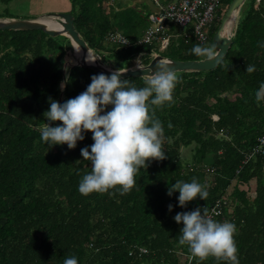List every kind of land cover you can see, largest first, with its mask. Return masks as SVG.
I'll use <instances>...</instances> for the list:
<instances>
[{"label":"trees","instance_id":"obj_1","mask_svg":"<svg viewBox=\"0 0 264 264\" xmlns=\"http://www.w3.org/2000/svg\"><path fill=\"white\" fill-rule=\"evenodd\" d=\"M18 1L0 0V20L13 19L8 11ZM28 1L46 4L53 14H70L97 62L113 70L147 65L154 57V44L137 42L155 5L141 15L132 7L107 12L106 0ZM219 21L218 12L208 45ZM118 32L128 45L108 39ZM196 44L192 33L186 43L172 38L167 47H176L178 57H162L202 60L190 51ZM261 44L264 0L236 16L231 47L217 68L177 72L174 102L155 110L166 159L142 168L124 196L85 197L78 185L90 162L83 161L81 149L90 151L92 134L85 133L69 150L67 145L49 148L41 129L49 123L43 114L50 99L63 104L75 98L98 73L68 63L74 48L65 36L0 31V264H63L66 256H75L78 264H196L188 263V250L178 243L183 225L174 217L198 206L209 212L217 203L220 215L214 219L236 225L239 264H264V155L246 160L264 132V103L255 100L264 82ZM247 64L256 71L246 73ZM122 80L143 86L142 77ZM193 178L209 195L181 208L179 193L169 197L168 188Z\"/></svg>","mask_w":264,"mask_h":264},{"label":"clouds","instance_id":"obj_2","mask_svg":"<svg viewBox=\"0 0 264 264\" xmlns=\"http://www.w3.org/2000/svg\"><path fill=\"white\" fill-rule=\"evenodd\" d=\"M190 51L204 62L216 61L221 55L215 44H196ZM88 60L94 62L96 59L88 57ZM171 65L172 61L158 62L151 74L142 76V87L122 80L123 73L118 69L111 75H93L84 92L63 104L50 99V108L43 114L49 123H44L41 129V140L49 148L67 145L72 150L78 141L85 139V133L92 134L90 151L88 147L81 149L83 161L90 162V171L83 175L78 185L82 196L93 193L124 196L135 186V177L142 168L147 169L152 161L166 159L164 129L161 121L155 118V110L174 102L173 94L180 77L169 67ZM255 71L254 65L247 64L246 73ZM255 100L257 103L264 101V82L255 92ZM56 122L59 124L52 126ZM175 192L179 193L181 208L197 198L206 200L209 195L206 186L196 178L170 185L167 195L171 197ZM168 207L172 211L173 206ZM174 220L183 225L178 243L187 248L190 260L196 264L209 259L217 264H239L234 223L219 222L212 218L207 208L199 206L177 213ZM63 264H78V260L75 256H66Z\"/></svg>","mask_w":264,"mask_h":264},{"label":"built area","instance_id":"obj_3","mask_svg":"<svg viewBox=\"0 0 264 264\" xmlns=\"http://www.w3.org/2000/svg\"><path fill=\"white\" fill-rule=\"evenodd\" d=\"M152 1L155 11L148 17L150 26L137 42L139 45L157 43L159 50H165L172 38H181L186 43L190 33L197 44L208 45L210 32L216 25L222 0H170L167 3ZM173 27H178L182 31L176 32ZM108 39L128 45L127 40L120 33L110 35ZM153 55L157 56V53L154 52ZM214 120L217 118L215 117ZM255 155H264V132L259 136L256 146L250 151L246 160ZM206 171L209 172L210 169L206 168ZM209 214L213 219L220 215L219 203L211 208ZM190 261L189 259L188 263Z\"/></svg>","mask_w":264,"mask_h":264},{"label":"water","instance_id":"obj_4","mask_svg":"<svg viewBox=\"0 0 264 264\" xmlns=\"http://www.w3.org/2000/svg\"><path fill=\"white\" fill-rule=\"evenodd\" d=\"M244 2L245 0L231 1L212 36L211 45L215 44L221 54L216 61H180L170 58H164L162 56H154L147 65L139 66L141 70L138 69V66L120 70L123 73L121 79L128 77H142L143 75L151 74L155 70L156 64L163 61H172L173 65L169 67L173 70H176V72L210 71L217 68L221 64L223 58L226 56L229 48L231 47L232 37L234 35L235 19ZM52 16L55 20L59 21L61 29L56 30L47 28L44 23L38 20L41 17H38L27 20H0V31H42L51 37L65 36L70 39L74 49L76 46H78L82 50L83 55L78 59V64L80 66L90 68L98 74L103 73L105 75H111L112 72L116 71L100 65L97 60H95L93 63L86 62L85 54L87 51H89V48L85 41L81 39L78 32L75 30L73 26V18L70 14L57 13L53 14ZM231 18V26L229 27V29H226V24L230 21Z\"/></svg>","mask_w":264,"mask_h":264},{"label":"rangeland","instance_id":"obj_5","mask_svg":"<svg viewBox=\"0 0 264 264\" xmlns=\"http://www.w3.org/2000/svg\"><path fill=\"white\" fill-rule=\"evenodd\" d=\"M231 1L232 0H222L221 7L219 10L220 21L223 18V16H224L228 6L230 5ZM255 3H256L255 0H245V2L241 6V8L237 14L238 17H241L242 15H244L249 9H251V7ZM31 4H33V5L31 6ZM103 6H104L105 11H107V12L110 11L111 8L117 9V8H124V7H132L141 15H143L144 12H151L154 10V7L151 5L150 0H106L104 2ZM47 8H49V6H47L44 3L43 4H37V2H30L29 3L28 0H19L16 4L14 3V5H12L9 8L8 15L13 17V19H10V20H27L28 18L30 19L31 17H36V18H38V17H49V18H46L44 20L41 18L45 22L47 27H58V26L60 27L59 21L52 19L53 13H52V11L51 12L47 11L48 10ZM50 17H52V18H50ZM6 20H9V19H6ZM220 21H219V23H220ZM231 21H232V18H231L230 22L228 23V25L226 26V29H229V27L231 26ZM219 23H218V25H219ZM218 25H217V27H218ZM234 27H235V24H234ZM173 30L176 32L182 31V29H180L178 27H175V28L173 27ZM118 33L121 34V32H118ZM206 46H208V45H206ZM154 49L157 52V56H168V57H172V58H177L179 55L177 48L174 46H169L165 50H159L158 44L155 43ZM73 53H72V57L68 58V63H72V62L78 63V60L73 56ZM113 63L114 62H111V64H113ZM99 64L108 68V69H112L111 67H107L106 65H103L102 63H99ZM214 118H215V116L213 117V119Z\"/></svg>","mask_w":264,"mask_h":264},{"label":"bare ground","instance_id":"obj_6","mask_svg":"<svg viewBox=\"0 0 264 264\" xmlns=\"http://www.w3.org/2000/svg\"><path fill=\"white\" fill-rule=\"evenodd\" d=\"M43 20L44 19H46V18H49V17H41ZM38 19L40 22H42V23H44L45 24V22L42 20V19ZM50 18H52V17H50ZM53 20H54V18H52ZM46 25V24H45ZM226 26H227V24H226ZM46 27H47V25H46ZM47 28H49V29H61V25H60V27L58 26V27H47ZM75 51H74V54H75V56H76V58H77V60L80 58V57H82V55H83V53H82V50L78 47V46H76L75 47V49H74ZM85 60H86V62L87 63H93V62H89V60H88V57L90 58V59H95V57H94V55L92 54V52H91V50H89V51H87L86 52V54H85Z\"/></svg>","mask_w":264,"mask_h":264},{"label":"crops","instance_id":"obj_7","mask_svg":"<svg viewBox=\"0 0 264 264\" xmlns=\"http://www.w3.org/2000/svg\"><path fill=\"white\" fill-rule=\"evenodd\" d=\"M159 1H160V0H159ZM152 2H153V1L151 0V5L154 7V3H152ZM230 20H231V19H230ZM229 22H230V21H229ZM229 22H228V23H229ZM228 23H227V25H228Z\"/></svg>","mask_w":264,"mask_h":264}]
</instances>
